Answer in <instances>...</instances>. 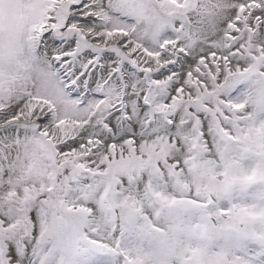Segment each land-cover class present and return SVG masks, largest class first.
<instances>
[{
    "label": "snow or ice",
    "instance_id": "1",
    "mask_svg": "<svg viewBox=\"0 0 264 264\" xmlns=\"http://www.w3.org/2000/svg\"><path fill=\"white\" fill-rule=\"evenodd\" d=\"M0 264H264V0H0Z\"/></svg>",
    "mask_w": 264,
    "mask_h": 264
}]
</instances>
